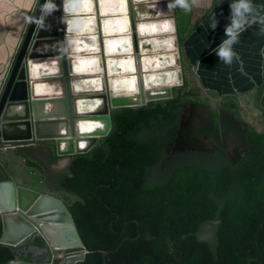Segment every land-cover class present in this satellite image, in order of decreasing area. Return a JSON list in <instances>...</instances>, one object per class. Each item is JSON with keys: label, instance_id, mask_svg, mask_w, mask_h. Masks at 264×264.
I'll use <instances>...</instances> for the list:
<instances>
[{"label": "trees", "instance_id": "trees-1", "mask_svg": "<svg viewBox=\"0 0 264 264\" xmlns=\"http://www.w3.org/2000/svg\"><path fill=\"white\" fill-rule=\"evenodd\" d=\"M179 103L114 108L108 134L70 156L58 187L76 197L68 210L87 251L76 264H264V132L240 121V156L217 148L216 162L180 163L152 181ZM15 257L0 243V264Z\"/></svg>", "mask_w": 264, "mask_h": 264}, {"label": "crops", "instance_id": "crops-1", "mask_svg": "<svg viewBox=\"0 0 264 264\" xmlns=\"http://www.w3.org/2000/svg\"><path fill=\"white\" fill-rule=\"evenodd\" d=\"M38 1L39 0H0V96L15 61L19 46L22 44L29 26V18L33 16ZM140 1L166 2V6L163 5L158 7L151 5L150 10L155 14H153V16L147 15L145 18L143 17L141 19L135 7L136 3ZM232 2L233 0H203L200 6H193L192 11L184 12L179 8L169 11L167 8L168 0H132L138 33V51L135 52L131 38L127 0H125L126 5L124 13H111V11L102 13L101 0L96 2L93 0H80L78 9H86V11L89 12L78 10L74 17L63 14L65 38L68 44H72L71 40L76 37L83 41H91L95 44L96 49L92 52H75V50L71 48V45L68 47L69 57L72 63L71 70H69V78L73 82V96L76 98H83L101 93L108 94V88L106 89L104 80L105 71L107 76H109L107 79L108 81H110L111 76H119V72L113 74L109 73L107 66V59L109 57L118 60L131 57L134 67L133 71H127L122 74L135 75L139 80V73L144 82V77L151 71V68L148 69L146 66L144 67L145 58H151L158 54L174 53L176 56V64L174 66L164 65L165 68L159 71L166 72L175 70L176 80L169 84L162 85L163 87L161 86V88L169 86L172 95L174 91L177 92L181 90L182 86L188 84V88H196L203 94L217 100L213 102L215 106L221 105V103H226V105L231 106H228L227 109L233 113V116L236 118L234 119L238 120L239 123L240 121L245 122L243 120L244 118L254 126L256 131L264 132L260 130L264 128V25L253 24L241 34L239 42L233 45V49L237 53L239 59L237 60L234 58L231 65H227L220 61L214 51L222 41L226 39L225 27L230 23V3ZM252 3L257 8L264 10V0H252ZM110 7H112L110 4L102 1L103 9ZM262 14H264V11H262ZM214 15L216 16L218 24L215 29H211V18ZM53 20V15L46 18V28H44L45 32L43 34L40 32L41 28L37 26L33 40H43L42 43L39 42L38 44H45V46H49L47 44H59L56 42L57 30ZM69 20L72 21L71 31H69V24L67 23ZM106 20H121L124 22L125 26L119 32H106L104 30V22ZM151 21H168L171 25V30L167 34L141 33L139 30V23ZM82 27L86 30H83ZM83 35H89L90 39L88 38L86 40V37L83 38ZM115 37L128 38L130 40V44H127L128 49L117 53L108 52L106 40ZM167 37L172 38L174 45L173 49L167 51L161 46L155 47L153 45L156 44L157 41L160 42ZM73 45L76 49L82 48V45L78 44V42L73 43ZM53 49L54 48H51V50ZM43 50L35 48L34 53L43 52ZM88 54H95L97 56V66L100 68L96 72L91 73L76 71L73 63L75 55L83 57V55ZM87 66L88 62L86 60H82L76 64V68L78 69ZM24 74L25 79L22 80L15 90L18 95L25 93V91H27L28 97H31V95L56 96L63 94V74L59 66V58L56 55L38 57L33 60L25 58ZM89 75H95L97 78L93 80H83ZM158 80L160 79H156L155 76L149 78V82L153 83L158 82ZM75 81H78L76 83L77 91L74 89ZM99 81L102 83V88L100 90L95 92L90 90L81 91L86 88H97V83L98 86H100ZM36 82L38 84H36ZM39 82L46 85L39 84ZM180 82L181 84H178ZM107 84L109 85V82ZM145 90L149 89L145 86ZM96 106L98 109L95 108V110H93L94 112L102 109L101 103L96 104ZM17 113H23L22 106ZM248 115H250V117Z\"/></svg>", "mask_w": 264, "mask_h": 264}, {"label": "water", "instance_id": "water-1", "mask_svg": "<svg viewBox=\"0 0 264 264\" xmlns=\"http://www.w3.org/2000/svg\"><path fill=\"white\" fill-rule=\"evenodd\" d=\"M128 1V11H129V19H130V29H131V38L133 43V49L135 52L138 51V41H137V25L135 24L132 0ZM45 3V0H39L37 6L34 10L32 17H38L40 15V7ZM58 8L61 10L56 11L53 16L57 30V38L56 42L59 44H47L49 46H45V44H38L39 42L42 43L43 40L34 39V34L37 28V24L29 23L27 31L25 33L24 39L22 44L19 48L7 81L4 85L3 91L0 96V139L2 141H30V140H54L55 151L58 156L64 155H74L79 153H85L89 151L98 141V139L106 136L111 129V119H110V112L113 108H120V107H135L140 105H145L146 103H150L152 100H159V99H168L171 97V89L169 86L164 89V94H158L156 96L148 97L149 90H145V84L143 79H141L140 74L138 73V92L134 94L138 98L136 103H131L125 100V97H128L127 94L124 92H118L111 88L110 81L108 85V94L101 93L95 95H89L86 97H99L102 99V109L97 112H87L82 113L77 110V100L80 98H76L72 94V85L73 82L69 78V70H71V60L69 57V45L67 43V39L65 38V24L63 19V3L62 0H55ZM39 28V27H38ZM37 35V34H36ZM38 36V35H37ZM36 36V37H37ZM39 37V36H38ZM33 40V41H32ZM32 42V44H31ZM45 47V48H44ZM45 49L43 52H36L34 53V49ZM51 48H54L51 50ZM50 49V50H49ZM56 55L59 58V66L61 67L62 74H63V93L61 95L56 96H33L28 97L27 91L25 93L14 96L16 88L20 85L23 79H25V58H29L30 60L36 59L38 57H46ZM24 82V81H23ZM23 85V84H22ZM25 85V83H24ZM117 92V93H116ZM14 96V98H13ZM48 104V103H55L56 110L52 113L50 112H43L40 110L39 105L41 104ZM17 104H21L23 107V113H16L12 110L13 106ZM87 114L96 116L102 115L105 119V127L102 132L98 134H93L90 138V143L85 148H76L75 151H67L60 153L58 150V138L56 136H44L37 132L39 122H47L52 123L51 119L57 118L62 119V122L66 123L67 126V137L71 140L72 144L79 139L77 132V119ZM4 124H14L16 126L24 125V130L21 133L6 135L3 130ZM61 135V134H60ZM63 135V134H62ZM66 135V134H65ZM58 137H60L58 135ZM24 165L31 167L33 169H37L40 173L43 172L41 166L31 160L25 159ZM5 178L7 174H4ZM8 182L11 184V206L5 208L3 212L0 213V220L2 223V232L0 236V243L4 245H8L12 248L13 252L19 256L21 252L24 254L22 255L23 259L17 258V256L8 262H4L3 264H76L77 262L82 261L85 258V253L87 252L82 240L77 232L76 226L74 224L73 218L71 213L69 212L68 208L65 204L57 197H54L49 194H45V196L49 198L57 199L61 206L64 208L65 213V224L60 222V214L52 211L43 214V216L39 213L29 212V205L32 202L33 195L28 198V200L20 203L15 206L14 203V195H13V187L14 184L10 180H2V182ZM18 189L23 188L24 190H29L32 192L31 194H39L36 190L26 188L23 186H17ZM65 198V197H64ZM20 203V204H19ZM6 214H12L18 216L19 220L27 222L28 224L31 223L35 226L32 228L28 235H26L23 239L17 240L13 243H6L3 241V233L5 229L4 225V216ZM32 233L39 234L44 243L45 248L48 252V255L43 261H36L35 258H31L30 260H25L27 252H31V250H21L19 251V245L26 241V238L31 235ZM33 252V251H32ZM52 252H61L63 255L60 256H52ZM34 253V252H33Z\"/></svg>", "mask_w": 264, "mask_h": 264}, {"label": "bare ground", "instance_id": "bare-ground-1", "mask_svg": "<svg viewBox=\"0 0 264 264\" xmlns=\"http://www.w3.org/2000/svg\"><path fill=\"white\" fill-rule=\"evenodd\" d=\"M102 1L104 3L110 4L112 7L110 8H102ZM92 5V2H91ZM125 0H101V12L102 13H108L111 11V13H124L125 12ZM92 9V6H91ZM79 11L89 12L86 11V9H78ZM122 20V19H121ZM121 20H113V21H105L104 22V30L107 32L113 31V32H119L123 27L125 26L124 22ZM84 21V20H83ZM83 30H86L84 27H82ZM80 28V29H82ZM139 30L141 33L146 34H160V33H169L171 30V25L168 21H151V22H140L139 23ZM90 31V30H89ZM41 34L45 32L44 29L41 28L40 30ZM71 48L75 50V52L79 51H94L95 44H93L91 41H83L80 40V38H73L72 40ZM78 42V44L82 45L81 49H76L73 43ZM107 50L108 52H120L122 50H127L128 46L127 44H130V40L126 37H115V38H108L106 40ZM155 47H162L165 50H171L173 49V42L172 38L167 37L160 42H156V44H153ZM82 60H86L88 62V66L85 68L78 69L76 68V64L81 62ZM74 68L78 72H96L100 67H98V58L95 54H88L82 56H76L74 57ZM176 64V56L174 53H168V54H158L153 57H147L144 60V67L146 66L148 69L151 68V71H149L148 74L144 77L145 86L149 89L148 97L156 96L158 94H164V89H160L162 85L169 84L176 80V71H159L162 68H165V66L170 65L174 66ZM165 65V66H164ZM107 66L108 71L110 74H113L115 72H119V76H111L110 77V84L111 88L115 91H123L125 94L130 95L128 97H125V100L129 102L136 103L138 101V98L134 96L138 92L137 89V82L138 79L135 75H123L122 73H125L127 71H133L134 67L132 64L131 57L123 58L121 60H118L113 57H109L107 59ZM174 68V67H172ZM151 76H155L158 82L153 83L149 82V78ZM97 77L95 75H89L87 78L83 80H93ZM78 81L74 82V89L76 90V83ZM87 83V82H86ZM100 86L97 88H86L81 91H97L102 88V83L99 81ZM36 84H38L36 82ZM34 85V92H35V86ZM39 84H44L42 82H39ZM46 85V84H44ZM86 85V84H85ZM163 87V86H162ZM77 91V90H76ZM80 92V91H78ZM117 93V92H116ZM44 94V93H43ZM41 95V94H38ZM14 96H18V94L15 92ZM13 96V98H14ZM102 104V99L99 97H83L77 100V110L82 113L87 112H94L95 108H97L96 104ZM21 104H17L16 106H13L12 110L16 113L19 112L21 109ZM101 106V105H100ZM99 107V106H98ZM40 110L43 112H54L56 108L55 103H46L39 105ZM98 109V108H97ZM98 111V110H97ZM89 115V114H88ZM87 114L82 117H79L77 119V132L79 133L78 138L74 145L72 144L69 137H67V126L66 123L62 122V119H51L52 123L47 122H39L37 132L44 135V136H56L58 138V150L60 153L67 152V151H75L76 148H85L90 143V138L93 134H98L99 132H102L105 127V119L102 117V115H90ZM3 130L6 135L11 134H17L21 133L22 130H24V125L16 126L14 124H4ZM61 134V135H60ZM63 134V135H62ZM66 134V135H65ZM58 135L60 137H58ZM17 186L14 185L13 187V195H14V203L15 206L18 204V202L22 203L26 200H28L30 195H33V199L29 207V212L33 213H39L43 216V214L48 212H56L60 214V222L65 224V213L64 208L61 206L60 202L55 198H49L45 196L44 193L39 194H31L29 190H24L23 188L18 189ZM11 184L8 182H2L0 184V213L4 211L5 208H8L11 206ZM19 203V204H20ZM4 233H3V241L6 243H13L17 240L23 239L32 228H35V226L31 223L24 222L22 220H19L18 216L12 215V214H6L4 217ZM15 264V263H12Z\"/></svg>", "mask_w": 264, "mask_h": 264}, {"label": "rangeland", "instance_id": "rangeland-1", "mask_svg": "<svg viewBox=\"0 0 264 264\" xmlns=\"http://www.w3.org/2000/svg\"><path fill=\"white\" fill-rule=\"evenodd\" d=\"M93 1L96 2L98 0ZM151 5L158 7L163 5L166 6V2H137L135 7L139 13V18L142 19L147 15L153 16V14H155L150 10ZM83 38L86 40L88 38L90 39L89 35H83ZM108 77L109 76H107L105 71L104 80L106 83V89L108 88ZM178 84H181V82ZM170 98L180 99L179 120L177 122L178 129L174 133L175 137L168 148L166 157L154 170L152 181L160 180L167 175L175 165L180 163L193 161L204 165L205 163L209 164L212 161L216 162L217 160L213 157V154H208L217 148L224 151V153L228 154L232 159L242 154L244 146L240 125L238 120H235L236 118L233 116V113L227 109L229 105L221 103V105L215 106L213 102H216L217 100L203 94L196 88H188V84L182 86L181 90L177 92L174 91ZM156 101L158 100H152L150 103ZM136 107L139 106H135L134 108ZM248 116L250 117V115ZM243 120L247 123L250 129L255 130L254 126H252L248 120H245L244 118ZM260 130L264 131V128ZM99 140L100 139H98L97 143ZM23 142L25 143H23L22 146H16L15 143H18V141L6 142L0 140V166L7 171L9 174L7 179L13 183L15 181L17 185H24L28 187L38 185L41 190L48 191L50 185L52 186V182L47 180V184L40 183L39 178H41V175L30 174L29 170L32 168L24 165V158L32 159L42 165V168L45 172L47 171V175L50 178L53 174L65 171L66 164L71 155L56 157L58 159L54 160L51 154L50 157L46 159L42 153H44V151L51 150V144L47 143L50 142V140H44L43 143L42 140H34L33 143L28 144L26 143L28 141ZM3 143L7 144V146H3ZM67 195L68 202H65V205L67 203L70 204L76 198L70 194ZM207 228L208 225L204 226V231L201 233L202 237L208 236L206 231Z\"/></svg>", "mask_w": 264, "mask_h": 264}, {"label": "clouds", "instance_id": "clouds-1", "mask_svg": "<svg viewBox=\"0 0 264 264\" xmlns=\"http://www.w3.org/2000/svg\"><path fill=\"white\" fill-rule=\"evenodd\" d=\"M203 0H168L167 8L172 11L176 8L184 12L192 11L193 6H200ZM62 11L64 14L74 17L80 6V0H62ZM231 13L229 16L230 23L225 27V37L222 43L214 51L219 57V60L227 65L233 63L234 58L239 59L237 53L233 49V45L239 42L241 34L251 27L253 24L264 25V14L262 9L257 8L252 0H233L230 3ZM58 8L55 0H45L41 5L38 17H30L29 22L37 24L40 28H46V18L52 16ZM211 29H215L218 21L214 15L211 18ZM69 24V31L72 30V21H67Z\"/></svg>", "mask_w": 264, "mask_h": 264}, {"label": "flooded vegetation", "instance_id": "flooded-vegetation-1", "mask_svg": "<svg viewBox=\"0 0 264 264\" xmlns=\"http://www.w3.org/2000/svg\"><path fill=\"white\" fill-rule=\"evenodd\" d=\"M33 141L34 140H30V141H28L26 143L27 144L28 143H33ZM43 142L44 141H42V143ZM23 143H25V142L21 141V142L15 143V145L16 146H22ZM47 143L51 144V150H47V151H44V153H42V155L44 157H46V159H48V157H50L51 154H52L54 160L58 159V158H54V155H56L57 157H62V156H58L56 154L55 146H54V140H50V142H47ZM3 146H7V144L3 143ZM25 159H27V158H24V160ZM69 161H70V159L68 160V162L66 164V167H67ZM40 166L42 168V165H40ZM42 170H43V172L40 173L37 169H33L32 168V169L29 170V173L30 174H38V175L40 174L41 178H39V182L42 183V184H47V180L48 181L50 180V182H52V186L50 185V188L48 189V191L41 190L40 186H38V185H36L34 187H28V186H24V185H19V186H23V187H26V188H30V189L36 190L39 193L52 195L54 197L59 198L64 204H65V202H68V199H67L68 195L67 194H70V193L66 192L67 193L66 194L64 190H62L60 187H58L59 182H60V175H62V174H64L66 172V168H65L64 172L53 174L52 176H50V178L47 175V171L45 172L43 168H42ZM5 173L7 174L6 178L4 176ZM8 176H9V174L7 173V171L2 166H0V181L8 180L7 179ZM13 184L17 185L15 183V181H14ZM70 195H72V194H70ZM68 205H69V203H67L65 206L68 208ZM40 241H42V243H40ZM18 248H19V251L27 250V249L31 250V252H27L26 258H24L25 260H30L31 258H35L36 261L40 262V261H43L46 258V256L48 255V252H47V250L45 248V243H44L42 237L39 234H37V233H32L31 235H29L26 238V241L24 243H22L21 245H19ZM23 254L24 253L21 252V254L19 256H17V255L16 256L19 259H23V257H22ZM62 255H63V253H61V252H58V253L57 252H52V256L53 257H55V256H60L61 257Z\"/></svg>", "mask_w": 264, "mask_h": 264}]
</instances>
